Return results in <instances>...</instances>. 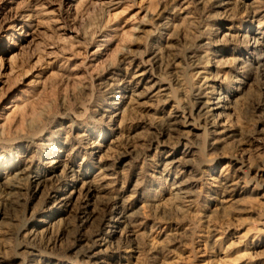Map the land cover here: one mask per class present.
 <instances>
[{
	"label": "rangeland",
	"instance_id": "rangeland-1",
	"mask_svg": "<svg viewBox=\"0 0 264 264\" xmlns=\"http://www.w3.org/2000/svg\"><path fill=\"white\" fill-rule=\"evenodd\" d=\"M219 1L0 0V264H29L32 248L39 264H264V74L233 98L224 143L213 147L200 120L187 135L166 123L172 107L190 115L207 64L252 67L248 29L264 41V0ZM208 69L229 95L234 74ZM143 71L168 97L117 100ZM187 146L189 195L177 198L164 164ZM99 165L110 170L105 210L84 223L82 192L59 206L50 191L67 168L82 179ZM13 173L17 189L2 182ZM113 200L128 220L89 258Z\"/></svg>",
	"mask_w": 264,
	"mask_h": 264
},
{
	"label": "bare ground",
	"instance_id": "bare-ground-1",
	"mask_svg": "<svg viewBox=\"0 0 264 264\" xmlns=\"http://www.w3.org/2000/svg\"><path fill=\"white\" fill-rule=\"evenodd\" d=\"M230 4H231V0H220L215 7H217L218 9H224L227 8ZM249 32L251 33L250 36L248 34ZM224 36L228 37L227 38L228 42L231 41L233 42V36L230 35V33L227 32ZM243 38L245 40L243 41V45H242L244 50L241 51H243V54L245 53L250 55V57L249 56L248 57L252 62V67L247 68L246 66L243 65V61H244L243 58L245 57L243 58L235 57L233 59V65L231 67L224 65L222 66L223 68H219V66H213L211 64H207L205 66L207 71L202 73H207L208 76L204 78L203 83L201 84V86L198 89V92L194 96L193 106L191 108L192 111L190 112V115L187 118H185L183 117V115L178 113L175 107L171 106L172 108L169 110V113L167 115L168 117L166 120L167 126L169 127L168 128L169 131L174 132L178 127H182L184 128V130H182L180 133H182L183 135H187L188 132L194 129L195 121L200 120L205 125L204 132L207 135L208 134L212 135L211 145L213 147L218 146L224 143L226 140L233 137L234 134L233 131L230 129L228 125L221 123V121L223 118H227L231 112H233L235 106L234 103L235 99L233 98L238 93L242 92L243 88L247 86L251 74H264V56L258 54L259 51L264 49V41L262 35L259 33V31L256 28L253 31H250L248 29L246 31V34L243 36ZM248 39L250 41H248ZM234 51L235 52L238 51L239 53H241V51H239L238 49L236 50L234 48L230 50V53H235ZM227 64H229V62ZM194 67L197 68V66ZM209 67L216 69L227 68L230 72L234 74L233 78H235L234 80L235 85L232 86L233 88L232 91L231 90L227 91L229 95H220L219 91L223 88V82H222L223 80H221L219 76H212L211 73H208ZM132 79L136 81L138 85L139 83H142L143 86L138 88L137 90H130L128 97L124 95L117 96L118 98L117 100H120V102L123 101V99H127L128 105H133L139 100L152 99L158 97H166V98L168 97V95L165 93L166 89L160 87L159 83L154 82L153 84H149L151 79L147 72L145 71L138 72L135 75H133ZM124 88H125L124 86H121L120 90ZM191 155H193V151L191 148L187 146L184 147L181 156H178L177 158L174 159L170 158L169 162L164 164L167 165L169 168L176 169L174 171L175 172L174 176L171 178L166 177V180L170 182L169 185L170 195L172 194L177 198L179 197L187 198L189 195L188 192L189 181L182 179L180 180L179 178L182 177V175L188 170L189 167L188 161L190 160L188 159V157ZM59 164L61 165L62 162ZM63 167L65 168V166ZM67 169H68V173L71 174L70 181L58 190L52 188L50 191L51 192L50 194H52V196L49 195V198L52 197L53 203L60 206V205H65L67 202H69V200L72 198L75 192H82L83 195H85L86 197V200L83 203V208H82L83 209L82 213L85 216L84 223L90 221L92 218H94L95 220L96 214H98L97 212L105 210V209L103 210L105 206H103L102 202H100L102 199L99 201V197H101V194H103L105 190L106 184L104 183L105 182L107 183L109 179H111L109 168L106 165L103 166L99 165V167L97 168L94 174L92 175L84 174V176H82V179H79L78 177L75 176L77 170L69 169V168ZM52 177L55 178L56 176L53 175ZM19 181L20 179L18 178L17 174L13 173L11 177H6L2 182H5L6 185L10 187V189H17ZM77 182H79V186L77 185ZM216 183H217L216 187L218 188L223 187L225 185H229L227 184L228 183L227 180H223V179H220V181ZM38 186H39V182H36V187ZM68 186L71 189L69 191L68 188H66ZM76 188L78 189L76 190ZM118 200H113V202L111 201L110 207L108 208V211H106L107 215L101 219L99 218L101 221L102 220L104 221V225L107 228L106 231L107 236L104 239L99 237L95 241V244L91 242L92 245L87 248L88 253H90L89 258L93 259L99 256L101 250H98V248L105 246L106 243L108 242V239H110L112 236H114L117 233L120 225L125 223L128 216L124 215V213L121 211L122 210L121 204H119ZM1 215L3 214L0 210V218L2 217ZM129 232L131 233V231ZM116 248L120 249V246H116ZM37 252L38 251L33 248L31 249V251H29V255L31 257V259L29 260V264H39L38 262H35V259L37 257ZM83 253H87V252L85 251Z\"/></svg>",
	"mask_w": 264,
	"mask_h": 264
}]
</instances>
